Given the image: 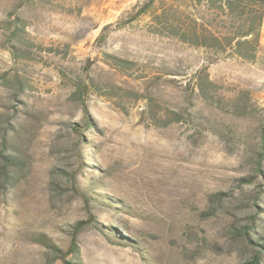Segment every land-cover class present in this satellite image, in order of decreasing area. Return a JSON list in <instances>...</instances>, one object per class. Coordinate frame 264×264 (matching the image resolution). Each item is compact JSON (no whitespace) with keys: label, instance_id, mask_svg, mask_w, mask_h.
Wrapping results in <instances>:
<instances>
[{"label":"rangeland","instance_id":"obj_1","mask_svg":"<svg viewBox=\"0 0 264 264\" xmlns=\"http://www.w3.org/2000/svg\"><path fill=\"white\" fill-rule=\"evenodd\" d=\"M148 1L0 0V264H264V16L246 61Z\"/></svg>","mask_w":264,"mask_h":264},{"label":"trees","instance_id":"obj_2","mask_svg":"<svg viewBox=\"0 0 264 264\" xmlns=\"http://www.w3.org/2000/svg\"><path fill=\"white\" fill-rule=\"evenodd\" d=\"M155 0H149L140 8L139 14H150V8ZM205 10H214L222 15L234 14L239 17L235 33L216 30L203 24L195 15L183 20L182 6L172 1L170 8L160 15H152V20L162 24L167 36L176 38L182 43L198 48H216L222 51L230 50L236 57L255 61L263 50L260 45V29L264 16V0H196ZM223 22V21H222ZM224 23V22H223ZM161 32V33H163ZM253 259L248 264H257Z\"/></svg>","mask_w":264,"mask_h":264}]
</instances>
